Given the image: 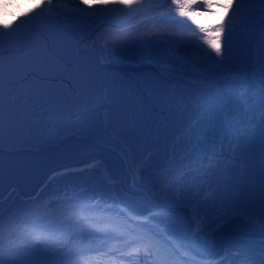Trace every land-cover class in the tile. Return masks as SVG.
Instances as JSON below:
<instances>
[{"label": "trees", "instance_id": "obj_1", "mask_svg": "<svg viewBox=\"0 0 264 264\" xmlns=\"http://www.w3.org/2000/svg\"><path fill=\"white\" fill-rule=\"evenodd\" d=\"M6 2L0 0V5ZM10 3L5 18L13 20L14 13L33 8L39 0ZM144 3L160 6L137 14L115 5L96 18L64 10L55 20L32 23L31 35L20 25L13 33L20 38L6 36L4 46L32 49L5 51V75L14 66H23L25 57L48 52L47 41L56 37L74 44L81 41L67 68L79 85L97 81L108 88L110 103L102 122L123 148L131 173L151 185L149 193L168 199L174 189L176 201L185 199L196 206L202 227L196 230L205 240L220 217L231 219L239 210L247 214V225L261 228L264 0H238L225 20L222 58L204 44L200 26L220 21L223 8L208 14L201 3L189 18L178 15L172 0ZM154 35L162 39L151 40ZM169 50L185 62L171 60ZM120 102L124 105L115 110ZM12 116L9 122L5 105L2 145L38 149L44 144L45 137L25 124L18 103ZM86 179L101 181L95 198ZM243 181L259 192L251 186L242 192ZM102 183L98 164L52 176L35 197L0 219V264H206L173 250L167 239L170 231L152 225L157 218L174 226L176 214L162 209L147 218H131L107 194L109 184ZM117 223L123 227L117 228ZM234 236L236 250L221 247L214 264H256L253 250L260 248L258 241L251 239L249 250L246 237Z\"/></svg>", "mask_w": 264, "mask_h": 264}, {"label": "rangeland", "instance_id": "obj_2", "mask_svg": "<svg viewBox=\"0 0 264 264\" xmlns=\"http://www.w3.org/2000/svg\"><path fill=\"white\" fill-rule=\"evenodd\" d=\"M88 2L91 3L92 0H88ZM57 4L65 5V11L67 9H77L84 7L83 4H78L76 6L68 2L67 0H59ZM81 14L85 16L83 13ZM46 40L47 38L45 37L43 41ZM80 42L81 41H79L78 44ZM78 44L65 41L60 37H56L51 41H47V47L49 49L48 52L46 51L42 54H35L33 56L25 57L23 66H14L13 68H11L12 71L8 72V75L11 77L8 78V81L11 82V85L13 86L14 84H16L18 91L17 95L21 97V99L17 101L18 107H20V105L24 102L23 96L35 95L37 97L35 100L29 101L26 107H21V111L26 116L25 124L31 126L32 130L37 135L40 134L44 136L45 142L38 149H28L39 150L45 145H50V143H52V141L50 140V134H52V132H54L56 129H59L63 122H71L78 116H85V123L79 128V130H77L78 137H73L72 139L66 140L68 147L70 149L73 148L79 151H83L84 149H94L96 147H100V140H106L115 145L116 149L121 154H123L124 157L125 153L121 145L117 142L115 143L112 140L110 132L102 122V117L105 112L104 104L107 105L110 103L109 97L105 94V91L108 88L104 87L102 83L97 81L79 85L74 79H72L71 69L67 68L69 67L68 65L72 64L76 58L75 53L79 47ZM27 48L28 50L32 49L31 46H27L26 49ZM37 61L40 62L37 63ZM21 77H23V79H21ZM22 90L25 91V94H23L24 92ZM89 103L93 104L92 112L88 110L87 105ZM122 105H124V102L116 104L115 110L121 109ZM36 108L38 109V115H36L34 111L37 110ZM34 121H36L37 124H35ZM75 143L80 145L78 146ZM0 148L9 149L11 151H16L17 149L28 150L23 148L13 149L9 147V145L4 146L2 145V140H0ZM260 159H262V162H264V158ZM101 176L104 180L105 177L103 176V174ZM50 180L45 184H50ZM91 180L92 179L85 180L86 187L88 186L87 183ZM100 182L101 181H94V184H96L95 188H97V193H99V191L102 189V187H100ZM106 183L107 181L105 179L104 183L102 184L104 185ZM107 184H109V186L111 187L109 195H112L113 198H116V200L120 204V208L124 207L126 213L129 214V216L131 215L135 217H141L148 214V210L146 209V207H144V205L138 204V202L134 198L123 197V194L121 193L119 187H114L110 182H108ZM135 184L142 186L143 189L147 191L148 196H150L152 201L156 204L165 203L173 206L180 202L176 201L173 198V193H175L174 189L171 190V194H169L170 197L167 199L166 197H161L160 194L152 192L149 193L151 185H149L145 181H138L135 178ZM248 189L249 185H247V183H243L241 191L246 192ZM252 189L254 190V192H259L260 190V188H258L257 186L252 187ZM56 192L62 193V190L56 189ZM9 199L10 197L8 196L4 201V205L0 206V217L2 218L4 217V215H9V212H12L15 208L20 207V205L22 204L20 203V205H16L13 207L9 206V208H6ZM182 216L183 214L176 215L177 223L174 224V226H172L165 220H160L157 218L152 219V225L155 227V229L170 231V235L167 237V239L172 243L173 250L183 251V254L185 255L187 251L185 234L189 227L188 222L184 221ZM196 216L197 221L195 223V227L197 226L202 228L198 224L200 219V217L198 216V210ZM218 222L228 229L232 227H241L242 229L249 230L254 229L245 224L242 219L239 220L238 218H234L226 222L220 217ZM218 222H216L215 224H217ZM234 235L236 234L229 236V239H226V241L219 244L216 252L211 256V259H217L219 250L225 245L233 247V249L236 250V248L233 246V240L235 237ZM189 238L191 241V245L199 252L205 253L211 249L210 236L208 240H205L199 235V233H197V230L195 229ZM261 240L262 239H258L259 246H261V248L253 250L254 256L258 258V262L256 264H264V241ZM246 247L251 250L248 243H246ZM199 262L208 264L207 262Z\"/></svg>", "mask_w": 264, "mask_h": 264}, {"label": "bare ground", "instance_id": "obj_3", "mask_svg": "<svg viewBox=\"0 0 264 264\" xmlns=\"http://www.w3.org/2000/svg\"><path fill=\"white\" fill-rule=\"evenodd\" d=\"M87 107L92 112L93 104L89 103ZM84 119L85 116H78L71 122H63L59 129L50 134L52 143L45 145L39 150L17 149L16 151H11L0 148V206L4 205V201L8 196L10 199L6 208L20 205L23 198L30 196L41 184L48 182L51 176L64 169L96 163L100 165L105 179L114 187L120 188L123 197L134 198L138 204H142L148 211L150 210L149 204L141 194L143 187L135 184V178L129 173V167L125 163L123 154L116 149L115 145L106 140H100V147L94 149L79 151L68 147L66 140L78 137L77 130L85 123ZM133 192L134 194L132 195L131 193ZM145 192L147 193L146 190ZM178 204L184 211L182 216L184 221L192 224L196 223V207L185 199L178 202ZM240 230L248 237L252 235L249 229H242L241 227L228 229L219 222L214 224L211 228L212 240L210 248L212 246L217 248L220 243L226 241L229 236ZM262 235L264 234H260V236ZM186 249L196 259L203 258L202 255H208L211 250L202 253L194 249L192 245L189 246V244Z\"/></svg>", "mask_w": 264, "mask_h": 264}, {"label": "snow or ice", "instance_id": "obj_4", "mask_svg": "<svg viewBox=\"0 0 264 264\" xmlns=\"http://www.w3.org/2000/svg\"><path fill=\"white\" fill-rule=\"evenodd\" d=\"M80 3L84 5L83 8L67 9V12L71 14L75 11H79L88 18H96L98 15H103L111 11L112 9L110 6L115 5H120L123 9L129 11L135 10L137 14H139L141 10L160 6L156 4L145 5L144 0H92L91 3H89L88 0H80ZM172 3L176 5V11L179 16L189 18H192L191 10L193 7L199 6L201 3L208 14L216 12L218 8L224 9V15L221 17L220 21L209 25L207 28L200 26V32L205 33L203 37L204 44L207 45L217 57L222 58L223 48L221 46V39L226 36L228 30L225 20L230 19V14L234 12L238 0H172ZM11 6L10 0L0 5V131L3 130L5 120V105L8 106V120L11 122L13 119V109L17 108V101L21 99L19 95L10 96L9 100L5 99L13 90L11 88L7 91L5 90V60L3 53L5 51L21 52L24 50V46H26L22 45L16 48H5L4 38L7 36L11 39H19L20 37L13 36V33H16L20 25H24L27 34L31 35L32 23L40 24L45 20H55L66 8L65 5L54 3V0H39V3L35 4L33 8L20 12L19 15L14 13V19L8 20L5 18V14L7 13V9ZM197 15H199V13H197ZM194 22L199 24L198 21ZM160 39L162 38L158 35L151 37V40L157 42H159ZM26 55H31V53H27ZM167 55L171 60H179L180 62H185L186 60V58L178 56L177 52L174 50H169ZM39 62L40 61H37V63ZM11 71L12 70L9 69V72ZM21 79H23V77H21ZM36 98L35 95L23 96L24 102L20 107H26L29 101L35 100ZM116 227L120 228L123 226L117 223Z\"/></svg>", "mask_w": 264, "mask_h": 264}, {"label": "water", "instance_id": "obj_5", "mask_svg": "<svg viewBox=\"0 0 264 264\" xmlns=\"http://www.w3.org/2000/svg\"><path fill=\"white\" fill-rule=\"evenodd\" d=\"M26 50H28V48L26 49ZM106 104H104V107L106 108ZM151 125H153V122L151 123ZM123 149V148H122ZM124 160H125V163L127 164V162H126V159H125V155H124ZM96 164V163H95ZM95 164H88V165H84V166H82V167H73V168H67V169H64V170H62L61 172H59V173H57V174H55V175H58V174H60V173H62V172H66V171H73V170H82V169H84V168H89V167H92V166H94ZM128 165V164H127ZM129 167V166H128ZM129 173H131V171H130V169H129ZM132 174V173H131ZM44 184H41V186L38 188V189H36V191H34L30 196H28V197H26V198H23V200H30V198H33V197H35L37 194H38V192L40 191L39 189L43 186ZM121 189L124 191V189L121 187ZM132 195L134 194V192L133 193H131ZM135 194H137V193H135ZM141 194L145 197V200L147 201V203L149 204V207H150V210L148 211V214H151L152 212H156L157 210H162V209H164V210H166V211H168L169 213H171V214H184V211H183V209L179 206V204H177L176 206H171V205H169V204H155L153 201H151L150 200V198H149V196L147 195V193L145 192V190L142 188L141 189ZM148 214H146V216L148 215ZM144 217H145V215H144ZM195 223L194 224H192V223H190V222H188V230H187V232H186V234H185V238H186V243H187V245L189 244V246L191 245L190 243H191V241H190V235L193 233V231L195 230ZM251 233H252V235L250 236V237H248V236H246V234L244 233V232H242L241 230L240 231H236L234 234H241V235H243V236H245V237H247V238H253V239H260L262 236H264V235H262V236H260V234H264V225L262 226V228H259V229H257V230H251ZM211 240H212V234H210V242H211ZM216 250H217V248L216 247H214V246H212L211 247V250L208 252V255H202V257L203 258H195L193 255H191V254H189L188 253V251L186 252V255L187 256H189V257H191V258H193L194 260H200V261H203V262H210V264H213V262H214V259H211V256L216 252Z\"/></svg>", "mask_w": 264, "mask_h": 264}, {"label": "built area", "instance_id": "obj_6", "mask_svg": "<svg viewBox=\"0 0 264 264\" xmlns=\"http://www.w3.org/2000/svg\"><path fill=\"white\" fill-rule=\"evenodd\" d=\"M8 78H11V77L10 76L9 77H5V90L7 91L9 88H11L13 91L10 94H12V95H15L16 94L17 95L18 94V91H17L16 84H14V86L11 85V82L8 81ZM23 92H24L23 94H25V91H23ZM18 108L21 110V107H18ZM34 111H35L36 115H38V109L37 110H34ZM35 116H33V117H35ZM34 123L37 124L36 121H34ZM87 184H88V187L92 190V192H95L96 191L97 188H95L96 185L94 184V182L89 181ZM237 216H238V218L240 217L243 220L246 219V215L244 213H242V212H239V214Z\"/></svg>", "mask_w": 264, "mask_h": 264}]
</instances>
